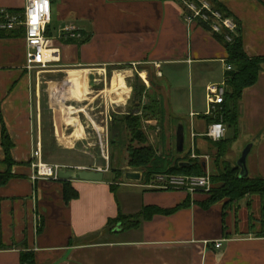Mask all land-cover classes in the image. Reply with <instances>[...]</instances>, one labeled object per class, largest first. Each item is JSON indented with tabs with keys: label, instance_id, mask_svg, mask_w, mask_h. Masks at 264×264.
I'll return each mask as SVG.
<instances>
[{
	"label": "crops",
	"instance_id": "1",
	"mask_svg": "<svg viewBox=\"0 0 264 264\" xmlns=\"http://www.w3.org/2000/svg\"><path fill=\"white\" fill-rule=\"evenodd\" d=\"M52 1L56 27L51 22L49 36L51 47L60 51V60L46 74H35L25 67L24 27L0 37V175L9 170L4 161L2 120L13 142L14 158L11 173L0 178V264H21L22 253L33 254L34 264H264V193H248L238 201L219 200L204 206L205 195L141 184L143 177L140 181L124 177L119 182L112 175L107 180V171L100 181L33 178V146L39 145L42 138L45 150L51 136L42 110L44 78H50L49 90L55 102L56 94L60 95L51 120L52 137L56 138L64 133L65 121L60 130L58 120L60 111L73 114L84 110L64 105L65 97H85L87 83L92 87L91 74L96 80L92 88L101 85L96 96L108 101L111 95L106 90L115 92L117 99L111 98V103L117 106L122 98V105L133 97L135 100L134 84L128 82L135 77L148 86L150 77L155 78L159 93L169 90L170 97L182 91L184 78L189 79L194 99H190L188 116L177 118L184 132L188 127L191 149L185 156L203 161L207 170L209 142L213 141L206 130L216 112L208 114L207 87L225 84L227 90L228 71L233 68L226 45L200 21L189 24L179 0ZM220 1L241 29L247 55L264 59V0ZM26 3L0 0V11L24 9ZM70 23L80 28L83 38L62 35V28ZM84 72L85 81L80 86L77 76L75 82L71 81L73 73ZM78 92L80 96L74 94ZM237 111L238 132L225 123L223 140L232 141L225 157L240 153L236 157L239 160L243 148L253 144L247 156L249 176L264 178V61L256 82L244 89ZM106 117L113 120L114 112ZM230 129L235 135L230 136ZM78 130L82 135L81 122ZM193 147L198 158L190 156ZM232 163L237 165V161ZM68 184L78 194L70 200L64 195ZM148 206L175 210L141 219L139 226L131 228L110 222L120 213L136 214ZM218 241L221 246L217 248Z\"/></svg>",
	"mask_w": 264,
	"mask_h": 264
},
{
	"label": "rangeland",
	"instance_id": "2",
	"mask_svg": "<svg viewBox=\"0 0 264 264\" xmlns=\"http://www.w3.org/2000/svg\"><path fill=\"white\" fill-rule=\"evenodd\" d=\"M52 27H56V22H52ZM54 34H57L56 32ZM56 37V35H55ZM43 70L40 71V75L46 74L47 71ZM35 74L38 73V71H33ZM48 74V73H47ZM109 88L111 85L112 77L109 74ZM136 78V77H135ZM48 78H44L43 81V92H42V110H43V118L45 119L46 124V131L47 133H50L51 136L46 141V149L43 150L44 153V160L50 163H63L68 166H109V170L105 173V179L111 180L112 175H118L121 174L119 172H122V176L118 178L117 180L119 182L124 180V173L128 170H135L140 171L141 173H146L147 168L151 169L152 172H156L157 169H155L157 166L159 169H168L171 167V165H174L178 163V160H182L185 157V153L191 149L190 142H189V132L188 127L186 126L185 132H186V139H185V151L180 153L177 150L176 142H177V133L176 130L179 126V120L178 116H188V113L191 108L190 99L193 98V93L191 96V81L187 78H184L181 82V89L182 91L175 95V93L171 94L170 97L169 90L167 92H160L158 89L157 81L155 78L150 77V86H148L144 80H142L146 87L148 94L145 98H143L142 106L138 107V101H136V98L134 100V97L132 99L127 100L125 102V105H122L124 98H122L120 105L117 106V104L111 103V98L116 100L117 97L115 96V92L107 91L108 95H111L110 98H108V101H105V97H98L96 96L98 93V89H101V85H99V88L93 89L90 87L89 83H87L88 92L85 91L86 96L83 97L81 100L75 99L71 97L69 94L66 99L64 100V104L66 106L70 105L71 107L75 109H82L84 110L79 112H74L73 115L77 117V120L81 122V125L83 127V133L82 135H72L68 136L69 134L74 131L76 128L73 126L72 123H66L63 122V131L65 134V137L68 138L69 143L65 142L61 135L56 138V135L52 137V132L54 133V124L51 122L52 118H54V114L57 110V107L59 106L58 103L55 102L54 95H52L51 91L49 90V81ZM142 79V78H141ZM131 84L135 83V79L133 81H128ZM162 85L167 88L166 81L162 79ZM119 88H121L119 86ZM125 87H123L122 90H124ZM65 91V90H64ZM138 91L134 88V96ZM176 96V97H175ZM50 98L52 99V106L50 108ZM157 100L158 103H155L156 108L154 107L152 110L148 109L145 111V108H143L145 105H149L152 100ZM202 102L204 101V97L201 96L200 99ZM177 101V102H176ZM165 104H166V111H165ZM45 105V106H43ZM179 106L181 108H179ZM205 106V105H204ZM202 104V109L205 107ZM114 107V108H113ZM163 108L162 112L161 109ZM74 109V110H75ZM113 109L118 110V112L113 111ZM108 111L109 114H108ZM125 111H127L125 113ZM104 112V113H102ZM114 112V116L116 117L115 120L107 118V115H111ZM166 112V113H165ZM111 113V114H110ZM125 113V114H124ZM139 114L140 120H142V130L144 134H146V142H137V141H130L128 136H131L128 129H127V121L125 118L126 116ZM147 114V116H146ZM171 114V115H170ZM176 117V118H175ZM96 122L100 128H96V125L92 122ZM183 121V120H182ZM222 121V118H221ZM124 123V124H123ZM119 124L124 125L123 129L118 131ZM113 127V128H112ZM110 130V131H109ZM231 130V129H230ZM232 131V130H231ZM121 133V134H120ZM122 135L123 142L120 141V143L112 142V137H115L117 140H120V136ZM235 135L234 130L232 131L230 136ZM64 136V135H63ZM62 137V138H61ZM54 138V140H53ZM66 143V144H65ZM209 149H210V166L209 169L206 170V173H209L211 175L217 174L220 170H223L226 167V162L230 161L231 163L234 161L238 163L239 160L236 159L237 156L240 155V153H233L231 154V158L233 159H226L227 155L229 154V150L225 156H219L220 146L215 144L214 142H209ZM249 144H247L245 147H247ZM37 146V145H35ZM134 146L136 148L141 146H151L155 150V156L151 160L150 165H147L145 167L134 168L129 165V156H130V149L129 147ZM106 150V153L109 155V161L104 156V150ZM245 148H243L244 150ZM242 150V152H243ZM241 152V154H242ZM233 164V163H232ZM157 174H165L168 176L175 175V176H186L183 174H176V173H157ZM157 174L153 173L149 176L148 181H145L142 179L141 184L148 183V184H157L160 183V181L157 179ZM151 178V179H150ZM167 178V177H166ZM165 181V180H164ZM221 183L214 184L215 186L220 185ZM181 188L175 189V190H183L186 191V186L180 185ZM213 187V186H212ZM174 189V188H172ZM171 189V190H172ZM213 189V188H212ZM199 194V195H205L206 197H209L208 191L205 190H199L193 194ZM192 194V193H191ZM226 202L230 203L228 198L223 199ZM238 201V200H236Z\"/></svg>",
	"mask_w": 264,
	"mask_h": 264
},
{
	"label": "trees",
	"instance_id": "3",
	"mask_svg": "<svg viewBox=\"0 0 264 264\" xmlns=\"http://www.w3.org/2000/svg\"><path fill=\"white\" fill-rule=\"evenodd\" d=\"M213 2L214 6L219 9L224 15H228L232 17L231 12L227 9V7L220 0H210ZM10 11L15 12H23L24 9H9ZM204 24V23H203ZM206 28H210L209 25L204 24ZM239 29V28H238ZM15 30H1L0 29V37H7L9 35H13ZM50 27L47 31L49 34ZM215 36L226 45L228 51V62L232 65V69L228 71V80L227 85L228 89L225 93V101L222 105H219L214 116H212L211 120L219 121L222 118L224 124L227 122L229 127H233L236 132L237 130V122H238V103L242 96V93L245 88L252 86L260 73L261 64L264 61L262 58L258 57H249L245 50V43L243 41V37L241 34V29L238 30L236 34H232V40H227L226 35L228 32H222V34L214 33ZM134 88L138 91L135 95L136 101H138L137 106H142V101L145 95L148 94L147 87L145 83L142 81L140 77L135 78ZM228 100V101H227ZM155 103H158L157 100H152L149 105H145V111L148 109H153ZM163 108L161 109L162 112ZM147 116V114H146ZM115 116L113 120H115ZM127 121V129L131 136H128L130 141H137L139 143L146 142V134H144L142 130V120H140L139 114L130 115L128 114L125 118ZM124 124V123H123ZM2 140H3V148L4 154H6L4 161L8 164L9 170L2 175L0 178L3 179L6 175L11 173L10 167L14 163V158L11 154V148L13 145L12 140L10 139V135L2 120ZM124 125L121 126L119 124L118 131L123 129ZM113 128V127H112ZM110 131V130H109ZM121 134V133H120ZM120 140H117L115 137H112V144L114 142L120 143L123 142L122 135L119 137ZM215 144L220 146L219 156L223 157L227 154L229 148L231 147V140H221V141H213ZM36 145V144H35ZM130 156H129V165L137 168L145 167L150 165L151 160L155 156V150L151 146H141V147H129ZM189 161L191 164L181 166V162ZM179 162L171 165L168 169H159L158 166L156 172H152L151 169L147 168L146 173H143V179L148 181L149 176L153 173H176L183 175H191V176H200L206 174V168L201 160H194L187 156H185L182 160H178ZM226 167L223 170H220L217 174L211 175L213 189L209 193V197L206 200L202 201L204 206H210L211 204L216 203V201L223 200L228 198L229 201H236L242 199L246 194H258L264 193V178H251L249 175L241 177L240 176V168L237 165H233L230 161L226 162ZM123 172V171H122ZM121 174L116 175V178H120ZM151 179V178H150ZM221 183L220 185L215 186L214 184ZM64 195L68 200L72 199V197L77 196V192L73 187L68 184L64 189ZM173 209H164L160 206H148L145 207L142 211L136 214L124 215L120 213L116 219L110 220L111 224H115L116 222H121L124 225V228H131L139 226L143 219L149 218L154 214L164 213L169 214L172 213ZM142 219V220H141ZM34 255L29 253H22L21 264H34Z\"/></svg>",
	"mask_w": 264,
	"mask_h": 264
},
{
	"label": "built area",
	"instance_id": "4",
	"mask_svg": "<svg viewBox=\"0 0 264 264\" xmlns=\"http://www.w3.org/2000/svg\"><path fill=\"white\" fill-rule=\"evenodd\" d=\"M178 1V0H177ZM183 3L187 22L192 24L193 21H200L201 23L210 26L215 33L222 34L228 32L227 40H232V34L238 32V24L233 17L224 15L217 9L210 0H179ZM53 1L52 0H27L23 12L10 11L9 9L0 11V29L1 30H17L22 27L25 28V39L27 42V61L25 67L29 72L51 69L52 65L60 60V51L51 47L52 37L47 33L53 18ZM63 36L79 39L83 38L80 28L70 23L62 28ZM53 50V51H51ZM55 50V51H54ZM48 51H51L49 54ZM231 67L229 66V69ZM37 73V74H38ZM207 90V99L209 102L208 114H212L219 105L224 103L226 87L225 84H210ZM194 115V113H192ZM206 135L212 141H221L226 137V126L223 121L217 120L212 122L206 130ZM40 144L33 146L32 150V168H34L33 178H47L51 180H59V171L61 169H85L92 168L106 172L109 166H68L62 163H50L44 160L43 142L39 139ZM104 150V156L109 161V155ZM192 158H198V154L193 147L190 154ZM167 177V178H166ZM160 183L149 184L152 187H161L165 189H178L180 185L186 186L190 193H195L199 190L210 192L212 190L211 174L206 173L200 176H175L157 174V179ZM165 180V181H164ZM217 248L221 246V242L216 243Z\"/></svg>",
	"mask_w": 264,
	"mask_h": 264
},
{
	"label": "water",
	"instance_id": "5",
	"mask_svg": "<svg viewBox=\"0 0 264 264\" xmlns=\"http://www.w3.org/2000/svg\"><path fill=\"white\" fill-rule=\"evenodd\" d=\"M89 79L91 80V85L94 87L96 85L95 75L91 74L89 76ZM177 142L176 147L178 152L182 153L185 151L184 143H185V132H184V126L182 123L179 124L177 128ZM253 147V144H249L245 149L243 150L241 157L237 163L240 170V176H248L249 172L247 169V156L250 153L251 149ZM181 166L189 165L191 164L189 161L181 162ZM206 163H204V166ZM59 177L63 180H71V179H77V180H91V181H100L104 178V172L101 170H95L92 168H85V169H61L59 171ZM124 177L128 180H134V181H140L142 179V173L140 171L135 170H128L124 173Z\"/></svg>",
	"mask_w": 264,
	"mask_h": 264
},
{
	"label": "bare ground",
	"instance_id": "6",
	"mask_svg": "<svg viewBox=\"0 0 264 264\" xmlns=\"http://www.w3.org/2000/svg\"><path fill=\"white\" fill-rule=\"evenodd\" d=\"M85 73L86 72H84V74H82V75H80V74H77V73H73L74 75H72L73 76V78L71 79V81L72 80H74V82H75V78H76V76L78 77V80H76L77 82H78V85L80 86L81 85V83H83L84 81H85ZM77 74V75H76ZM142 76L143 77H146V76H144V73H142ZM66 81V80H65ZM87 82V81H86ZM68 86V85H67ZM74 94H77V96H80L81 94L78 92V93H74ZM53 95V94H52ZM60 99V95H57L56 94V102L58 103L59 100ZM65 105V104H64ZM69 112V111H68ZM65 118H66V120H65ZM58 120H59V123H60V130H61V124H62V121H65L66 123H72V124H74V125H76V128H75V130H74V132H73V134L75 135H79V133H78V129H79V126H80V122H78V120H77V117L75 116V115H73L72 113H70V114H65L62 110L60 111V114H59V117H58ZM62 137H64L63 136V134L61 135ZM61 137V138H62ZM65 142H67V143H69V141L70 140H68V138L67 137H64V139H63ZM66 144V143H65Z\"/></svg>",
	"mask_w": 264,
	"mask_h": 264
}]
</instances>
